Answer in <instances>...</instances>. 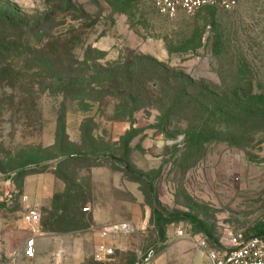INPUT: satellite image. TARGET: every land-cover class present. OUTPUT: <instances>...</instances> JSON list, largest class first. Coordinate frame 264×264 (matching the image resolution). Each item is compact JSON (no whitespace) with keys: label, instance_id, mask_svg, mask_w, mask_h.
I'll list each match as a JSON object with an SVG mask.
<instances>
[{"label":"rangeland","instance_id":"rangeland-1","mask_svg":"<svg viewBox=\"0 0 264 264\" xmlns=\"http://www.w3.org/2000/svg\"><path fill=\"white\" fill-rule=\"evenodd\" d=\"M39 41L66 44L87 65L128 60L135 102L63 99L24 51L23 43ZM134 54L151 60L134 64ZM187 78L228 96V118L184 121L187 110L171 107L167 86ZM262 95L264 0H238L230 10L204 5L171 19L154 0H0V264H205L196 237L218 247L231 234L264 230V108L244 118L236 107ZM91 134L110 173L97 190L107 205L100 222L82 210L87 175L76 184L91 160L54 157L70 139L87 145ZM40 171L67 184L44 206L24 191ZM30 209L36 224L22 219ZM42 230L55 239L37 251L34 244L28 257L26 241ZM148 249L155 255L144 262Z\"/></svg>","mask_w":264,"mask_h":264},{"label":"trees","instance_id":"trees-1","mask_svg":"<svg viewBox=\"0 0 264 264\" xmlns=\"http://www.w3.org/2000/svg\"><path fill=\"white\" fill-rule=\"evenodd\" d=\"M23 44L26 54L39 60L38 69L43 73V76L39 75V78L42 81H48L47 88L49 86L52 90L61 93L63 99L95 103L106 95L115 99L121 98L125 104L135 102L134 95L129 91L131 87L130 80L133 79L135 70H133V65L128 60L123 62L115 61L112 68L108 64L97 67L93 62L87 65L86 61L89 60L87 55L82 58L77 57L66 44L54 45V43L47 41L46 43L39 41L36 44ZM91 60L93 59L91 58ZM147 60H151L148 55H133L134 64L138 65L142 61ZM160 72L170 73L168 69H162ZM158 73L159 71H155L149 81L155 82L159 78ZM168 78L170 77L168 76ZM187 82L188 84L177 87L174 82H170L167 86V89L172 92L169 95L171 107L175 109L177 106H182L187 110V115L183 117L184 121L194 120L204 113L207 117L206 122L214 119L218 122L228 118L230 106H232L228 96L215 93L214 86L210 87V84L206 86L203 81L195 82L187 78ZM260 97L264 98L263 95ZM236 107L245 118L249 113V108H264V101L255 103L248 99L238 100ZM119 108V106H116L117 110ZM132 112L134 110L131 108L129 115ZM68 141L72 147L68 150H60L54 157L66 154L74 157H82L84 155L85 159L91 160V164H93L94 160H100L99 155L103 150L94 144V136L92 134L91 141L87 145H85L82 137L77 141ZM52 146H55V142ZM263 231L257 230L253 233H261Z\"/></svg>","mask_w":264,"mask_h":264},{"label":"built area","instance_id":"built-area-1","mask_svg":"<svg viewBox=\"0 0 264 264\" xmlns=\"http://www.w3.org/2000/svg\"><path fill=\"white\" fill-rule=\"evenodd\" d=\"M237 3L238 0H154V7L161 16L171 19L178 13H191L204 5L230 10L236 7ZM22 219L27 224H36L39 221V214L36 210L30 209L23 213ZM175 233L178 236L185 235L181 228ZM194 245L203 253L205 264H264V231L231 234L218 247L211 246L207 239L200 235L194 240ZM24 253L28 257L33 256V237L26 241ZM154 255V249H148L141 258L147 262Z\"/></svg>","mask_w":264,"mask_h":264},{"label":"crops","instance_id":"crops-1","mask_svg":"<svg viewBox=\"0 0 264 264\" xmlns=\"http://www.w3.org/2000/svg\"><path fill=\"white\" fill-rule=\"evenodd\" d=\"M77 139L75 138L74 140ZM53 143L54 139L48 142L46 145L50 146ZM94 161L95 162L91 164L87 170H85V175H82V173H77L76 184L80 185L79 182L81 181L82 177L87 175V183L85 184L86 189L84 191L85 195L87 194V206H82V210L84 212L89 210L88 214H91L90 216H92V220H94V222H100L103 220L104 215L106 214L105 207H107V205L105 204L103 206L98 202L97 190L102 182L110 183V173L108 172V168L105 165L99 163L98 160ZM30 181H33L35 184L31 186L29 184ZM82 186L80 187L83 188ZM66 187V181L62 178V176L53 172L47 173L40 171L36 172V175L33 177L27 178L24 184V191L26 195H30L31 193L35 194L36 198H38L37 202L40 201V204L42 202L44 206L48 201L50 202V199H52L54 195L63 193L66 190ZM84 229L85 228H81L82 231ZM34 236L35 237L33 238L36 251L42 249L46 241L55 239V237L50 235V233L46 230L39 231ZM76 238L77 240L79 239L78 236H76Z\"/></svg>","mask_w":264,"mask_h":264}]
</instances>
